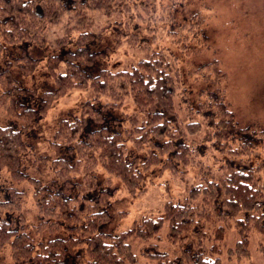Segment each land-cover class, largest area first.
I'll list each match as a JSON object with an SVG mask.
<instances>
[{
	"label": "trees",
	"instance_id": "16d2710c",
	"mask_svg": "<svg viewBox=\"0 0 264 264\" xmlns=\"http://www.w3.org/2000/svg\"><path fill=\"white\" fill-rule=\"evenodd\" d=\"M153 2L0 0V59L28 44L48 42L65 52L48 57L55 87L40 95L38 107L22 101L30 93L11 68L0 70V108L23 123L21 128L0 124V168L12 181L35 187L39 230L67 234L33 239L23 227L24 193L11 187L9 198L0 199V249L10 245L16 264H140L132 240L144 242L141 254L155 264H222L231 226L238 235L235 245L245 253L252 234L264 235V131L238 124L217 58L194 71L196 79L215 89L205 87L200 100L192 101L181 57L144 41L133 29L143 22V11L152 12ZM164 18L173 21L174 14ZM204 22L198 10L181 26L186 36L172 42L183 50L187 39L205 41ZM116 23L123 28L117 42L125 36L128 48L141 57L125 67L99 68L108 49L96 52L90 46ZM73 38L76 48L69 50ZM19 59L24 66L32 62L28 54ZM72 90L86 92V100L77 118L59 121L52 141L58 152L52 167L63 189H75L71 196L24 172L22 159L29 150L25 133ZM127 105L136 110L126 114L125 131L105 125L107 113ZM154 167L179 184L190 182L179 195L167 197L162 214L142 213L117 234L102 230L111 221L112 192L100 187L99 174L105 172L108 183L120 179L128 195L138 198L149 191L147 173ZM15 212L20 220L10 222L7 214Z\"/></svg>",
	"mask_w": 264,
	"mask_h": 264
},
{
	"label": "rangeland",
	"instance_id": "374dc122",
	"mask_svg": "<svg viewBox=\"0 0 264 264\" xmlns=\"http://www.w3.org/2000/svg\"><path fill=\"white\" fill-rule=\"evenodd\" d=\"M153 3L152 12L143 11L145 19L141 18V23H134L133 29L144 41L155 44L156 47L172 49L181 57L192 101L197 103L200 100L205 87L211 91L215 89L214 84L196 79L194 71L200 65L217 58L221 61V69L227 74L222 85L226 89L227 104L235 113L238 124L240 127L264 131V0H154ZM198 10H201L205 17V41L199 42L197 38L187 39L190 44L181 50L176 46L178 42L172 41L186 36L188 31L183 30L181 26ZM171 13L174 14L173 21L164 18ZM117 30L123 32L118 23L106 29L103 35L91 44L90 48L96 52L108 49L107 55L104 54L98 59L97 67H125L141 57L136 51L128 48L125 36L121 37L120 43L117 42ZM75 48L76 41L73 38L68 49ZM58 52L62 53V56L65 55L63 51L54 50L48 42L45 46L28 44L23 48H13L4 59H0V70L11 68L22 86L29 90V96L22 99L26 105L38 107L40 95L55 87L49 74L48 57ZM24 54H28L32 62L26 66L17 64L16 59ZM84 100L86 92L69 91L53 105L49 115L39 119L35 129L25 133L29 150L22 159V170L41 179L51 190L64 187L52 167V161L58 158V152L52 147L55 131L61 119L72 120L80 115ZM134 110L136 108L127 105L122 109L110 111L107 113L105 125L111 130L125 131L126 114ZM0 124L15 128L23 126L21 121L8 116L1 108ZM98 126L92 124V128ZM63 153L67 158H71L69 153ZM143 157L140 156L141 159ZM147 174L150 189L143 197L138 198L128 195L120 179L112 178L111 183H108V175L105 172L99 174L100 187H109L112 192L109 206L111 221L102 230L117 234L131 225L134 218L142 213H152L155 216L162 214V204L167 197L179 195L182 185L190 182V178H187L179 184L168 171L163 172L159 167H154ZM11 187L24 193L20 199L25 219L23 227L33 239L46 241L59 235H67L64 232L53 234L47 228L39 230L42 218L38 213L35 187L32 183L12 181L8 170L0 168V199L9 198ZM63 190L71 196L75 193L74 188ZM20 217L19 212L7 214L10 222L19 221ZM17 225L20 226L18 223ZM226 237L228 248L224 247L222 264H264V235L252 234L247 253L242 250L241 244L235 245L238 235L233 226L228 229ZM132 243L140 258V264H155L154 261L148 260L146 252L141 254L140 248L144 242L132 240ZM230 247H233V251L229 250ZM0 262L16 264L10 245L0 249Z\"/></svg>",
	"mask_w": 264,
	"mask_h": 264
}]
</instances>
